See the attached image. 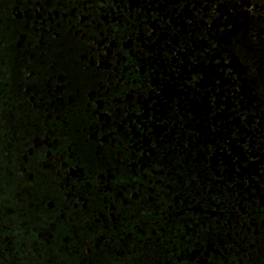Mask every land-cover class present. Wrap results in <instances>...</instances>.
<instances>
[{
	"label": "flooded vegetation",
	"instance_id": "af4514ba",
	"mask_svg": "<svg viewBox=\"0 0 264 264\" xmlns=\"http://www.w3.org/2000/svg\"><path fill=\"white\" fill-rule=\"evenodd\" d=\"M0 264H264V0H0Z\"/></svg>",
	"mask_w": 264,
	"mask_h": 264
}]
</instances>
